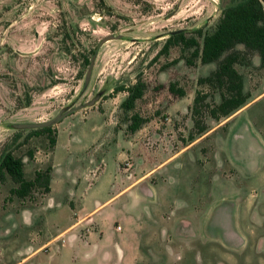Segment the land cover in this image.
<instances>
[{
	"label": "rangeland",
	"instance_id": "obj_1",
	"mask_svg": "<svg viewBox=\"0 0 264 264\" xmlns=\"http://www.w3.org/2000/svg\"><path fill=\"white\" fill-rule=\"evenodd\" d=\"M236 1L0 0V153L19 157L26 179L49 167L48 192L18 198L0 179V264H264V96L250 103L264 92L259 57L235 64L245 104L213 119L219 92L198 80L216 64L176 41L161 51L176 30L201 44ZM137 79L144 95L126 110ZM98 92L49 132L15 128ZM133 114L144 119L134 132Z\"/></svg>",
	"mask_w": 264,
	"mask_h": 264
},
{
	"label": "trees",
	"instance_id": "obj_2",
	"mask_svg": "<svg viewBox=\"0 0 264 264\" xmlns=\"http://www.w3.org/2000/svg\"><path fill=\"white\" fill-rule=\"evenodd\" d=\"M200 32V31H199ZM182 43L185 47H192L193 57L199 58L203 64L215 63L216 67L209 75L199 78V83H206L219 92L220 101L208 108L213 119L226 117L230 113L242 107L249 97L243 87V76L235 68L241 57L246 58L252 54L259 57L261 68H264V0H237L227 6L216 23L214 30L203 36L200 44L195 38H187L183 30H176L167 38L161 51H165L171 42ZM241 44L243 50L236 49ZM93 53V50H91ZM88 64V59H85ZM190 64V60H186ZM146 84L137 79L136 82L126 88L127 96L121 102V107L130 110L137 100L144 95ZM169 90L180 96L184 95L181 88H176L173 83ZM205 96L197 93L193 99V127L196 133L206 130V125L200 118V105ZM208 105V104H207ZM144 119L137 114L131 116L128 129L136 131ZM50 126L31 129L32 131L49 132ZM49 145L54 144V137H48ZM7 175L14 186L10 193L18 198L25 197L31 189L41 187L44 192L49 191V167L44 170H36L31 179H26L23 173V164L19 157L13 156L9 149H3L0 153V179Z\"/></svg>",
	"mask_w": 264,
	"mask_h": 264
},
{
	"label": "water",
	"instance_id": "obj_3",
	"mask_svg": "<svg viewBox=\"0 0 264 264\" xmlns=\"http://www.w3.org/2000/svg\"><path fill=\"white\" fill-rule=\"evenodd\" d=\"M178 31H180V30H178ZM110 38H113V36H106V37L102 38L99 41V43L96 46V48L93 50V53H91V56L89 58V62H88V65H87L86 73H85L84 83H86L89 80L91 69H93V66H94L97 49L99 48L101 43H103L104 41H106V40H108ZM101 94H102L101 92L96 93L93 98H91L90 100H88L87 102H85L83 104H78L76 106H65L63 108H60L57 111V113L53 117L48 119V120H45V121H42V122L20 123V124H16L15 128H17V129H22V128L23 129H36V128H43V127L51 126V125L57 123L58 120L60 118H62L64 115H66V114H68L70 112L79 110L80 108H83L85 106L94 105V103L100 98Z\"/></svg>",
	"mask_w": 264,
	"mask_h": 264
},
{
	"label": "crops",
	"instance_id": "obj_4",
	"mask_svg": "<svg viewBox=\"0 0 264 264\" xmlns=\"http://www.w3.org/2000/svg\"><path fill=\"white\" fill-rule=\"evenodd\" d=\"M263 96H264V92L259 93V94L257 95V97H254L250 103H252V102L255 101L256 99H258L259 97H263ZM56 137H57V135H56L55 138H54L55 141H56ZM55 141H54V143H55ZM108 200H109V199H108ZM95 210H96V209L94 208L93 210L84 211V213H83L82 215H80L79 218H77V220H76L74 223H76V222H81V221H83V220H87V219H89V218H90V214L93 213ZM128 219H129L128 222H130L131 216H129ZM74 223H73V224H74ZM73 224L69 225L68 228L71 227ZM231 237H233V238H232V239L229 238L230 240H228V241H230V242H234V238L237 239V237L234 236V235H232V234H231ZM232 240H233V241H232ZM46 242H47V241H46ZM46 242L43 243L40 247H38V248L32 250V252H35L36 250H38L39 248H41L42 246H44V245L46 244ZM32 252H31V253H32Z\"/></svg>",
	"mask_w": 264,
	"mask_h": 264
}]
</instances>
